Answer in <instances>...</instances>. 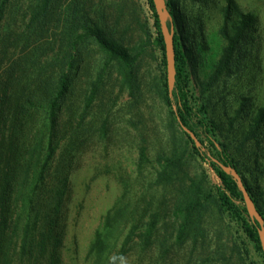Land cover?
I'll return each instance as SVG.
<instances>
[{
  "label": "rangeland",
  "instance_id": "1",
  "mask_svg": "<svg viewBox=\"0 0 264 264\" xmlns=\"http://www.w3.org/2000/svg\"><path fill=\"white\" fill-rule=\"evenodd\" d=\"M27 1H14L11 24L23 23ZM230 1L178 0L177 6L185 47L196 59L191 86L209 105L229 154L264 204V128L247 139L251 121L264 109V0L231 1L230 23L241 15H252L254 23L236 47L230 67L207 86L227 48L222 28ZM56 5L60 29L69 25L75 33L95 21L130 48L145 30L152 36L151 48L136 64L133 91L124 84L118 64H108L95 41L86 40L75 50L81 69L62 116L63 140L55 161L57 167L64 156L69 174L61 264H264L241 225L220 210L221 180L172 126L169 108L159 95L165 68L147 0H58ZM99 73L100 93L85 112L86 96ZM205 146L216 155L208 142ZM179 152L186 153L182 170L171 182L159 183L163 159ZM190 202L202 206L181 233L184 215L178 210ZM107 222L99 258L91 251L92 243Z\"/></svg>",
  "mask_w": 264,
  "mask_h": 264
},
{
  "label": "trees",
  "instance_id": "2",
  "mask_svg": "<svg viewBox=\"0 0 264 264\" xmlns=\"http://www.w3.org/2000/svg\"><path fill=\"white\" fill-rule=\"evenodd\" d=\"M14 1L0 0V264H61L69 174L67 166L62 164L64 156L59 159L57 167L55 161L63 140L60 130V127L64 128L62 116L74 94L76 76L81 69L75 50L86 40L95 41L108 56V64H118L124 84L133 91L137 82L136 64L151 48L152 36L150 30H145L139 43L130 48L125 40L116 39V34L108 33L95 21L91 25L85 23L83 30H76L75 33L70 31L73 29L69 25L60 29L61 22L56 12L58 0H28L23 23L15 20L11 24L10 11ZM231 1L224 10L222 28L227 48L213 68L208 87L230 67L236 47L247 28L254 23L252 15H241L238 21L230 23ZM147 3L154 16L157 29L155 44L162 52L165 68L163 89L159 95L169 108L172 126L185 140L186 146L191 147L215 171L222 183V187L217 189L220 210L241 225L264 258L260 223L249 216L238 182L212 160L216 158L237 170L264 218V204L243 177L236 159L229 154L228 145L221 139L220 126L213 118L209 105L197 96L191 86V64L196 59L185 47V27L178 10V0H167L172 18L168 24L176 29L177 75L172 97L169 94L165 43L156 3L154 0H147ZM230 26L232 32L229 31ZM102 83L103 74L99 73L86 96L85 112L92 108ZM204 89L209 91V88ZM263 124L264 109H260L250 123L247 139L255 137L259 131L262 133ZM183 126L196 134L202 149L196 147ZM206 142L216 155L206 148ZM185 157L186 153L179 152L164 158L158 182H171L182 170ZM146 161V149L142 148L140 162ZM200 205L190 202L178 210L184 215L181 233L187 230L190 217ZM109 224L107 222V226L97 230L92 243L91 251L99 258L105 250L104 229ZM153 225L151 228L156 223ZM149 233L151 235V231Z\"/></svg>",
  "mask_w": 264,
  "mask_h": 264
},
{
  "label": "water",
  "instance_id": "3",
  "mask_svg": "<svg viewBox=\"0 0 264 264\" xmlns=\"http://www.w3.org/2000/svg\"><path fill=\"white\" fill-rule=\"evenodd\" d=\"M157 7L159 22L161 26V33L165 43V55L167 60V76H168V87L169 94L172 97L173 91L176 84V52H175V28L173 26L169 27V22H171V14L168 10L167 0H154ZM183 130L191 137L193 142L196 144L197 148L202 149V143L194 132H192L187 127L183 126ZM205 150V149H203ZM212 160L218 164V166L226 173L231 175L237 182L244 195V200L246 203L249 216L253 221H258L260 223L259 235L262 243V248L264 251V218L259 213L253 198L251 197L249 191L247 190L241 175L237 170L231 166L224 165L218 159L212 158Z\"/></svg>",
  "mask_w": 264,
  "mask_h": 264
}]
</instances>
